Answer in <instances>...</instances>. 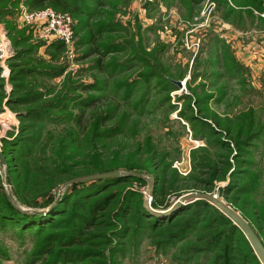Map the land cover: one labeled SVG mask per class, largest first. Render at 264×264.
Returning <instances> with one entry per match:
<instances>
[{
    "label": "rangeland",
    "instance_id": "rangeland-1",
    "mask_svg": "<svg viewBox=\"0 0 264 264\" xmlns=\"http://www.w3.org/2000/svg\"><path fill=\"white\" fill-rule=\"evenodd\" d=\"M255 1L196 0L193 8L182 0H76L80 14L54 8L71 19L64 43L41 40L23 24L22 9L34 10L24 0H0V219L9 199L25 217L58 220V207L68 210L94 179L65 182L118 171L124 181L78 198L81 216L93 214V200L103 209L83 230L78 251L87 257L67 264H255L243 233L213 208H191L185 222L188 215L176 212L193 201L163 215L145 209L164 212L187 192L216 193L264 240L256 219L264 217V74L218 43L217 23L208 29L216 14L225 16L246 45L264 29ZM179 3L184 18L172 9ZM87 96L99 100L73 105ZM51 231L62 229L40 237ZM38 239L0 222V264H28Z\"/></svg>",
    "mask_w": 264,
    "mask_h": 264
},
{
    "label": "trees",
    "instance_id": "trees-1",
    "mask_svg": "<svg viewBox=\"0 0 264 264\" xmlns=\"http://www.w3.org/2000/svg\"><path fill=\"white\" fill-rule=\"evenodd\" d=\"M75 1L76 0H24V5L29 9H37V8L43 7V5H45V4H48L51 7H53V9L58 8L59 11H63V12L68 11L69 14L70 13L71 14H73V13L74 14H76V13L80 14L81 8H80V6H78L76 4ZM218 2H221V6H222V3L225 5L223 0L222 1L218 0ZM261 5H262L261 0H256L255 3L252 4V6L254 7V10H256L258 12H261L264 10V8H262ZM104 28L110 29V28H106V27H104ZM73 30H74V27H73ZM86 41H88V40H86ZM50 46L53 49H58V48L62 47V43L59 41H53L50 44ZM223 47H226V46L223 45ZM226 48H228V47H226ZM95 51H97V50H90V51H88V54H90L91 52H95ZM91 87H95V86L86 85L83 87V89L85 90V89H89ZM97 100H99L98 97L87 96L86 98H83L79 102H74L73 105L75 107L82 106V105L91 106V105L95 104V102ZM78 116H77V118H78ZM109 117H110V115L109 116L106 115L102 118H99L98 121L96 122V125L102 126L104 124V122L109 119ZM74 122H75V124L79 125L78 122H76V121H74ZM106 131L109 133L108 135H112L114 133L113 132L114 129H108ZM225 147H227V146H225ZM126 177H127V175H122L119 178L108 176V177H102V178H97V179L92 180V182L90 183L91 185L89 184V186H87V187H81L78 189V194H76V197L74 198V200H72L70 208L68 210L66 209L63 212L64 208H62L59 205L62 202H64V203L67 202L71 196L70 194H65L62 198L60 197V200H59L60 202H58L59 204L57 205V207L59 206L58 209H61V210L54 212V215L59 216L58 220H50L47 223H43V220H42L43 216L33 215L36 218V220H35L36 222L32 223L33 224L32 227L28 226L27 220L32 221L35 218H28L27 216L25 217L24 214L21 213L22 211L20 209H18L12 203V201H10L9 199H6V201L4 202V209H2V211H1L0 222L13 223V225L15 227H17L18 230L27 231L29 234L34 233L36 237H39L35 249L30 254L31 258L28 261V264H30V263L34 264L37 261H40L41 262L40 264H67L68 262L80 260L84 257H87V256H85L86 251L79 250V251L84 252V253H81L78 251V247L85 241V238H84L85 234H83V230L86 228H89L91 225H94L95 220H94L93 214H95L96 211L99 213V211L103 209V206H102V203L100 201L93 200L91 208H90L91 213H93V214H90L89 217L81 216L80 214H77L74 211V209L79 208V206H77L78 203L79 204L84 203V202H81V200L78 198L80 197V195L90 197V196H92V195H89L90 191L92 193L94 191H97V189L100 188L101 186L108 185L109 183H113L115 181H124V179ZM80 183H84V182H75L72 184L76 185V184H80ZM221 190H222V188H220V191ZM81 192H83V193H81ZM74 196H75V194H74ZM47 201H49V198H47L44 202H47ZM17 202L19 205H27L28 206V204H29V202H25L24 200H20L18 198H17ZM34 205L38 206L40 204H37V202L34 201L32 206H34ZM191 208L194 209V214L199 212V210L201 208H202L201 209L202 212L207 208H213L214 211H216L217 214L223 218V220L227 221V223L230 225V230L235 231V232H240L242 234V232L232 223V221L227 216H225L217 207H215L213 204L208 203L204 200H200V199L195 200L192 203H190V205L182 206L181 208H179L177 210L176 215L184 212V213H186V215H188V217L184 220V222L186 220L189 221V219L192 218V214L189 212L190 211L189 209H191ZM55 209L57 210V208H55ZM3 212H4V214H3ZM200 214H202V213H200ZM52 218L54 219V217H52ZM194 218H195V216H194ZM244 219H245V217H244ZM256 219L258 222L264 223V217L262 218V216L260 214L257 215ZM166 220H164V221H166ZM247 222L250 224V226L252 227V229L254 230V232L256 233V235L258 236V238L261 240V242L264 245V240L260 237L257 229L252 225V223H250V221H247ZM192 223H194V222H192ZM185 225L187 226V224H185ZM186 226H184V228ZM49 227H55V228L61 227L62 231L61 232H56V231L47 232V234H44L40 237V235L43 234V231ZM184 228H182L180 230H183ZM255 264H260V263L257 260V262H255Z\"/></svg>",
    "mask_w": 264,
    "mask_h": 264
},
{
    "label": "water",
    "instance_id": "water-1",
    "mask_svg": "<svg viewBox=\"0 0 264 264\" xmlns=\"http://www.w3.org/2000/svg\"><path fill=\"white\" fill-rule=\"evenodd\" d=\"M173 82L177 88H181L183 85L181 81H173ZM0 162H3L1 153H0ZM122 175L123 173H120L118 171H106V172L94 173V174H88V175L81 176V177H76L65 183L69 184V183H74L78 181L92 180V179L108 177V176L120 177ZM199 199L213 204L225 216H227L232 221V223L243 233V235L249 242L251 248L253 249L260 263L264 264V245L263 243L260 241V239L254 232L250 224L229 204L221 200L216 193L187 192V193H184L178 196V198L174 201V203L170 206V208L164 212L155 211L148 207H145V209L153 215H163L165 213H168L170 210L176 208L179 205H184V204H187L192 201L199 200Z\"/></svg>",
    "mask_w": 264,
    "mask_h": 264
},
{
    "label": "crops",
    "instance_id": "crops-1",
    "mask_svg": "<svg viewBox=\"0 0 264 264\" xmlns=\"http://www.w3.org/2000/svg\"><path fill=\"white\" fill-rule=\"evenodd\" d=\"M188 1L189 3H187V0H182L185 6L187 4L188 6H193V8H195V6L197 5V2H195L196 0H188ZM178 6H179L178 9L172 8L175 10V11L173 10V12L177 14L176 16H181L182 18H184L186 11L184 13V10L181 9L182 6L181 3H179ZM219 15L220 14L218 15L216 14L215 17H213L210 21H208V24H211V26L208 27V29H211V27L215 23H217L215 25L219 26L218 27V32H220V36L218 38L219 44H223L226 47L230 46L233 49V51L236 48V51H234V55L235 57H238V60L241 63H245V64L247 63L250 67V70L253 73H255L256 76L258 75V73L259 75L264 74V29L255 35L250 34L249 36H251L250 38L251 41H249L246 45H244L242 44L243 42L242 40L243 38H245V36H241L240 32L232 33L231 30L227 28L228 26H230L227 24H231L232 22L225 21L224 20L226 19L225 17H222V19H220L218 17ZM208 29L205 31L206 33H210L208 32ZM237 49H241V50L239 51Z\"/></svg>",
    "mask_w": 264,
    "mask_h": 264
},
{
    "label": "built area",
    "instance_id": "built-area-1",
    "mask_svg": "<svg viewBox=\"0 0 264 264\" xmlns=\"http://www.w3.org/2000/svg\"><path fill=\"white\" fill-rule=\"evenodd\" d=\"M254 12L264 17V10ZM203 13V12H202ZM19 19L23 24L29 25L41 40H59L67 43L71 39L72 28L70 16L63 12H58L50 7L38 8L34 10H24L19 13Z\"/></svg>",
    "mask_w": 264,
    "mask_h": 264
}]
</instances>
